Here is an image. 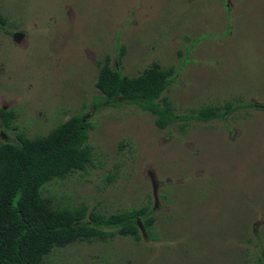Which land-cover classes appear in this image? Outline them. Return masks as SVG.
Returning <instances> with one entry per match:
<instances>
[{
  "label": "rangeland",
  "instance_id": "rangeland-1",
  "mask_svg": "<svg viewBox=\"0 0 264 264\" xmlns=\"http://www.w3.org/2000/svg\"><path fill=\"white\" fill-rule=\"evenodd\" d=\"M0 16V109L18 131L44 136L73 115L92 125V163L43 197L154 219L151 234L138 222L137 242L74 243L44 262L264 264V0H0ZM106 56L128 77L172 69L169 127L102 101ZM207 107L221 117L193 119ZM5 141L15 133L0 129Z\"/></svg>",
  "mask_w": 264,
  "mask_h": 264
},
{
  "label": "trees",
  "instance_id": "trees-1",
  "mask_svg": "<svg viewBox=\"0 0 264 264\" xmlns=\"http://www.w3.org/2000/svg\"><path fill=\"white\" fill-rule=\"evenodd\" d=\"M4 23L0 16V28ZM97 66L95 87L104 103L115 106L121 99L138 106L154 117L159 130L173 123L172 107L163 97L173 81L172 69L152 64L142 74L128 77L112 68L108 56ZM221 115L220 108L207 107L193 119L208 122ZM15 122L14 110L0 109V129L16 136V142H0V264H49L44 258L53 249L79 242H106L115 236L137 242L139 221L151 234L154 219L147 207L104 215L83 204L54 206L43 197L48 182L84 171L92 163L87 143L92 125L81 115H73L46 135L34 138L18 131Z\"/></svg>",
  "mask_w": 264,
  "mask_h": 264
}]
</instances>
